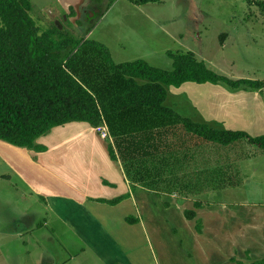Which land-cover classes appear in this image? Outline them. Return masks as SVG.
I'll return each mask as SVG.
<instances>
[{
  "label": "trees",
  "instance_id": "1",
  "mask_svg": "<svg viewBox=\"0 0 264 264\" xmlns=\"http://www.w3.org/2000/svg\"><path fill=\"white\" fill-rule=\"evenodd\" d=\"M131 1L141 5L159 0ZM33 12L31 0H0V140L46 152L37 141L56 127L73 122L105 125L112 138L110 157L122 164L132 189L140 184L184 199L232 185L227 162L233 151L258 147L264 152V136L194 122L165 105L168 87L210 83L256 91L264 81L218 75L192 52L171 54L172 71L143 60L117 64L105 44L76 38L55 25L41 30ZM214 153L226 158L227 168L214 160ZM129 197L101 202L114 206ZM185 215L196 218L194 210ZM127 221L136 224L139 219ZM196 227L201 233V219Z\"/></svg>",
  "mask_w": 264,
  "mask_h": 264
},
{
  "label": "rangeland",
  "instance_id": "2",
  "mask_svg": "<svg viewBox=\"0 0 264 264\" xmlns=\"http://www.w3.org/2000/svg\"><path fill=\"white\" fill-rule=\"evenodd\" d=\"M63 3L75 6L74 0H62ZM103 4L104 14L100 12L103 16L95 18L94 15L88 22L78 10L69 17L62 11L52 17L47 10L38 9L32 15L41 30L51 29L59 22L62 30L76 38H84L87 29L92 28L87 38L105 44L117 64L143 60L152 67L172 71L171 54L192 52L218 75L231 80L264 81V0H159L141 5L131 0H108ZM56 6L60 9L59 5ZM79 17L83 20L79 23L81 27L77 28L75 23ZM184 85L187 90L167 88L165 105L194 122L224 129L207 120L215 115L219 109L217 105L226 101L223 95L218 98L210 86L230 89L212 84ZM107 142L111 143L112 138ZM257 148L233 151L240 153L234 154L227 162L231 168L227 182L232 185L215 190L209 198L201 200L200 194L184 199L178 193L160 194L165 195L163 200L152 198L148 211H143V220L154 240L159 264H244L237 258L240 249L252 244L257 248L264 242V218L257 220L253 215L264 213V152ZM253 154L254 157H246ZM214 155L217 156L214 160L223 161L224 168H227L226 158L219 159ZM2 173L13 175L11 182L4 183ZM22 193L31 198L21 197ZM36 198L0 157V249L3 248L1 252H4L6 261H9L7 255L11 262L17 260L13 246L26 244L35 252L42 245L50 250L48 255L61 257L60 243L74 248L79 245L76 239L64 234L62 226L58 233L53 230L52 223L48 228L41 227L49 218L41 206L43 203L34 201ZM204 201L209 208L204 206ZM195 202H199L202 209L196 208ZM171 204L178 206L169 209ZM32 206H35L36 213L43 214L35 219L25 217V210ZM188 210L196 212L194 220L186 218ZM215 212L228 216L223 225L217 223ZM232 213L241 217L238 215L236 219ZM199 219L201 233L204 234L207 228L212 239H204L207 250L198 253L196 258L200 243H204L198 239L196 226ZM32 226L36 229L29 232ZM231 256L233 259L227 261ZM245 260L251 258L247 256Z\"/></svg>",
  "mask_w": 264,
  "mask_h": 264
},
{
  "label": "crops",
  "instance_id": "3",
  "mask_svg": "<svg viewBox=\"0 0 264 264\" xmlns=\"http://www.w3.org/2000/svg\"><path fill=\"white\" fill-rule=\"evenodd\" d=\"M31 1L35 11L47 10L52 17H57L61 11L69 15L72 9H76L75 11L82 12L83 18L86 16L87 22L94 15L95 18L103 16V5L105 6V1L98 4L96 0H74V8L69 3L63 5L62 0ZM56 5H59L60 9ZM81 19L76 18L77 28L81 27L78 24ZM87 36L84 38L87 39ZM210 87L218 98L223 95L226 101L217 105L219 109L214 110L215 115L207 118L208 122H215L226 130L246 132L252 137L264 136V87L256 91L246 87L230 91ZM187 88L182 85L177 89ZM37 144L46 147L47 151L37 152L0 140V157L12 168L17 180L38 197L34 201L43 203L41 206L45 209L49 221L41 227L48 228L52 223L53 230L58 233V228L62 226L64 234L72 240L76 239L79 245L74 248L60 243L61 257L48 255L50 250L42 245L36 246L35 252H32L34 248L26 244L13 246L17 257L13 262L9 255V261L3 259L4 252H1V248L0 264H159L154 240L143 220V211H148L152 198L163 200L165 195L147 190L140 184H133L135 189H132V183L127 178L122 164L111 159L109 143L88 123L73 122L56 127L48 135L41 137ZM2 176L4 183H7V180L11 182L13 178L10 173H2ZM213 192L202 193L200 199L213 196ZM128 194L129 198L114 206L101 202L112 201ZM26 196L31 198L27 193L21 195ZM204 202L206 206L207 202ZM174 206L178 204H171L169 209L175 208ZM215 213L217 223L223 225L228 216ZM24 214L25 217L35 219L43 213H36L35 206H32L28 207ZM232 215L236 219L240 216L236 213ZM253 215L257 220L264 218L263 212ZM128 217L137 218L139 222L129 224ZM34 229L36 227L32 226L29 232ZM253 229L255 230V227ZM204 230V234L198 235V239L204 243L199 242L201 248L196 249V258L198 253L207 250L208 244L204 239L211 238L209 230ZM247 256L252 261L245 260ZM237 258L244 264H264V242L257 248H254L253 244L244 245ZM232 259L231 256L227 261Z\"/></svg>",
  "mask_w": 264,
  "mask_h": 264
},
{
  "label": "built area",
  "instance_id": "4",
  "mask_svg": "<svg viewBox=\"0 0 264 264\" xmlns=\"http://www.w3.org/2000/svg\"><path fill=\"white\" fill-rule=\"evenodd\" d=\"M96 130L97 132H99V135L102 139L107 140L108 138H110L108 128L105 125L98 127Z\"/></svg>",
  "mask_w": 264,
  "mask_h": 264
},
{
  "label": "water",
  "instance_id": "5",
  "mask_svg": "<svg viewBox=\"0 0 264 264\" xmlns=\"http://www.w3.org/2000/svg\"><path fill=\"white\" fill-rule=\"evenodd\" d=\"M65 19H66V17H65ZM57 26H58V28H59L60 30H62V25H61L59 22H57Z\"/></svg>",
  "mask_w": 264,
  "mask_h": 264
}]
</instances>
